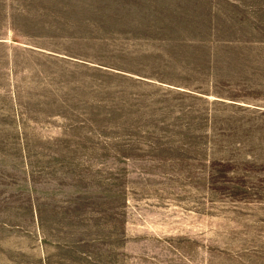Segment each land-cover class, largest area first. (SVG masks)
Here are the masks:
<instances>
[{"label": "rangeland", "instance_id": "374dc122", "mask_svg": "<svg viewBox=\"0 0 264 264\" xmlns=\"http://www.w3.org/2000/svg\"><path fill=\"white\" fill-rule=\"evenodd\" d=\"M0 264H264V0H0Z\"/></svg>", "mask_w": 264, "mask_h": 264}]
</instances>
